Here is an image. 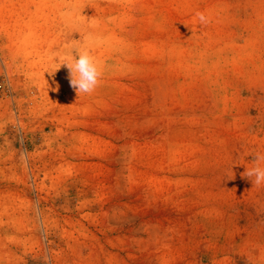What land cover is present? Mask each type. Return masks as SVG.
Wrapping results in <instances>:
<instances>
[{
  "label": "rangeland",
  "instance_id": "374dc122",
  "mask_svg": "<svg viewBox=\"0 0 264 264\" xmlns=\"http://www.w3.org/2000/svg\"><path fill=\"white\" fill-rule=\"evenodd\" d=\"M256 154L264 0H0V264H264Z\"/></svg>",
  "mask_w": 264,
  "mask_h": 264
},
{
  "label": "clouds",
  "instance_id": "9594fccd",
  "mask_svg": "<svg viewBox=\"0 0 264 264\" xmlns=\"http://www.w3.org/2000/svg\"><path fill=\"white\" fill-rule=\"evenodd\" d=\"M196 17L200 24L209 22L208 17L203 12H197ZM62 65L68 69L70 85L78 97L81 94H92L99 86L103 69L91 54L90 49L77 50L70 59L62 61L59 67L50 74L57 71ZM254 158L253 164L255 166L246 169L243 175L249 178L252 184L260 186L264 184V167L260 166V162L264 161V155L256 154Z\"/></svg>",
  "mask_w": 264,
  "mask_h": 264
}]
</instances>
